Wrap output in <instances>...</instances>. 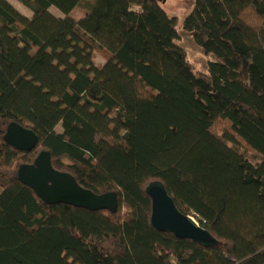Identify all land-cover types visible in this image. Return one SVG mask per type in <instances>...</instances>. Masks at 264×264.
Returning <instances> with one entry per match:
<instances>
[{"label":"trees","instance_id":"1","mask_svg":"<svg viewBox=\"0 0 264 264\" xmlns=\"http://www.w3.org/2000/svg\"><path fill=\"white\" fill-rule=\"evenodd\" d=\"M20 1L30 18L0 0V264H264V0H194L207 73L155 0ZM41 154L117 212L39 199L18 172ZM153 181L215 247L151 226Z\"/></svg>","mask_w":264,"mask_h":264},{"label":"water","instance_id":"2","mask_svg":"<svg viewBox=\"0 0 264 264\" xmlns=\"http://www.w3.org/2000/svg\"><path fill=\"white\" fill-rule=\"evenodd\" d=\"M163 4L165 0H155ZM5 143L21 152H30L37 146L38 137L17 123H10L3 137ZM20 182L32 189L36 196L49 205L63 204L91 212L107 211L115 214L118 198L115 193L94 194L82 188L67 173L56 171L48 154H41L30 166L18 172ZM151 201V226L158 232L172 234L177 239L189 240L202 248H213L218 242L200 228L189 216L183 215L168 195L160 181H153L145 188Z\"/></svg>","mask_w":264,"mask_h":264},{"label":"rangeland","instance_id":"3","mask_svg":"<svg viewBox=\"0 0 264 264\" xmlns=\"http://www.w3.org/2000/svg\"><path fill=\"white\" fill-rule=\"evenodd\" d=\"M7 1L22 15H31V11L25 7L20 0ZM160 5L169 17L177 19L180 36V40L177 43L185 50L187 62L193 67L195 73H207L208 62L214 61V58L205 57L202 54L200 47L195 42L193 34L183 31L181 27L184 18L194 6V0H165V2ZM49 11L55 16H61L54 8H51ZM84 14L85 10L78 7L72 13L71 17L74 18V20H79ZM94 61L97 65H100L103 62L102 58L98 55L94 56ZM58 131H61L60 127L58 128Z\"/></svg>","mask_w":264,"mask_h":264},{"label":"crops","instance_id":"4","mask_svg":"<svg viewBox=\"0 0 264 264\" xmlns=\"http://www.w3.org/2000/svg\"><path fill=\"white\" fill-rule=\"evenodd\" d=\"M76 9V8H75ZM75 9L71 12V14H70V17L72 16V13L75 11ZM25 17H27V18H30L31 16H32V14L30 15V16H27V15H24ZM55 16V15H54ZM56 17H61V16H56ZM84 17V15H82L81 16V18H79V20L80 19H82ZM74 19V18H73ZM76 21H78V20H76ZM103 64V62L100 64V65H102Z\"/></svg>","mask_w":264,"mask_h":264}]
</instances>
